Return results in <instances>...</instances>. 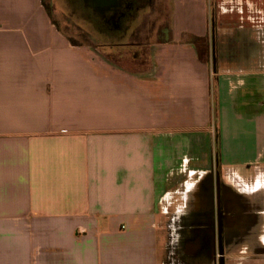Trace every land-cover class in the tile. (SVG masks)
Returning a JSON list of instances; mask_svg holds the SVG:
<instances>
[{"label": "crops", "instance_id": "obj_1", "mask_svg": "<svg viewBox=\"0 0 264 264\" xmlns=\"http://www.w3.org/2000/svg\"><path fill=\"white\" fill-rule=\"evenodd\" d=\"M170 9L143 57L0 0V264H163L215 173L225 264H264V0Z\"/></svg>", "mask_w": 264, "mask_h": 264}, {"label": "rangeland", "instance_id": "obj_2", "mask_svg": "<svg viewBox=\"0 0 264 264\" xmlns=\"http://www.w3.org/2000/svg\"><path fill=\"white\" fill-rule=\"evenodd\" d=\"M53 25L74 44L98 46L102 31L115 34L106 29L99 17L92 14L84 0H41ZM170 0H137L130 14L116 34L131 46L139 45L135 52L146 57L148 45L163 37L165 27L170 23ZM132 29V34L127 31ZM110 30V31H109ZM117 31V30H116ZM125 36V38H124ZM124 42V41H123ZM196 222L191 220L169 225V240L163 256V264H210L205 257L198 258L185 253V248L196 238ZM171 227V228H170ZM162 242V241H161Z\"/></svg>", "mask_w": 264, "mask_h": 264}, {"label": "flooded vegetation", "instance_id": "obj_3", "mask_svg": "<svg viewBox=\"0 0 264 264\" xmlns=\"http://www.w3.org/2000/svg\"><path fill=\"white\" fill-rule=\"evenodd\" d=\"M91 13L99 17L101 24L110 30L120 29L124 20L128 17L137 3V0H116L115 5L105 7L95 0H84ZM212 186L205 184V190L212 197L210 209H206L196 222L195 242L188 248L194 249L192 256L208 258L210 264H225V225L223 216L229 208L223 198V189L219 179V173H215ZM210 190V191H209ZM231 209V208H230Z\"/></svg>", "mask_w": 264, "mask_h": 264}, {"label": "water", "instance_id": "obj_4", "mask_svg": "<svg viewBox=\"0 0 264 264\" xmlns=\"http://www.w3.org/2000/svg\"><path fill=\"white\" fill-rule=\"evenodd\" d=\"M99 5H103L105 7H110L112 5H115L116 0H95Z\"/></svg>", "mask_w": 264, "mask_h": 264}]
</instances>
